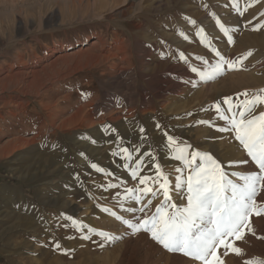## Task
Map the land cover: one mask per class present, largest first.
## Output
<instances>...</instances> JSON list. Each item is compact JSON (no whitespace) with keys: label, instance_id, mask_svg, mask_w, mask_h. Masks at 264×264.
Here are the masks:
<instances>
[{"label":"rangeland","instance_id":"obj_1","mask_svg":"<svg viewBox=\"0 0 264 264\" xmlns=\"http://www.w3.org/2000/svg\"><path fill=\"white\" fill-rule=\"evenodd\" d=\"M111 3L0 0V264H194L147 233L131 234L111 214L136 222L143 213L125 209L151 199L150 215L163 200L157 191L136 204L125 190L145 185L131 170L143 160L140 175L156 191L152 165L159 164L171 202L186 203V188H175L176 169L184 166L165 132L174 147L210 153L229 173L255 170L233 133L217 130L226 122L214 105L226 112L225 97L240 103L242 93L251 98L264 89V0H236L237 8L233 0ZM209 44L230 60L252 54L238 70L203 82L191 68L217 62ZM261 111L264 104L254 114ZM137 146L155 160L138 156ZM252 222L255 234L235 241L244 255L229 254L225 264L264 259V217Z\"/></svg>","mask_w":264,"mask_h":264},{"label":"snow or ice","instance_id":"obj_2","mask_svg":"<svg viewBox=\"0 0 264 264\" xmlns=\"http://www.w3.org/2000/svg\"><path fill=\"white\" fill-rule=\"evenodd\" d=\"M259 2V0H256ZM233 8H237L236 0H233ZM252 4L245 7V11ZM241 14H243L241 12ZM264 15V13H261ZM194 24V21H190ZM216 26L227 37L228 43H233L229 29L216 20ZM255 30V29H254ZM235 31V29H233ZM197 36L201 37L203 43V29L198 30ZM218 59L211 65L210 70L198 71L191 68V71L198 75L203 82L215 79L222 75L225 70H238L239 64L243 59L250 56L249 51L242 58L230 60L223 57L216 49L207 45ZM183 61L185 57L180 55ZM204 64L208 62L203 61ZM227 66V68H225ZM246 97L240 103H234L232 97H225L223 104L227 105V110L221 111L219 103L214 105L218 118L226 122V126L217 129L221 132H232L234 139L242 146L243 151L250 162L255 165V170L243 174L241 172L225 171L224 167L210 153L199 152L196 150L188 152L190 145L184 144L174 147L175 139L166 132L167 146L170 151L178 153L175 159L182 162L183 169L177 168L175 188L182 190L186 188V203L178 206L171 202L170 182L168 176L161 170L159 164H153L156 176L153 182L158 185L156 191L148 186L149 177L140 175V160L136 168L131 170L130 175L133 179L139 178V183L145 185L142 189L128 190L136 204H141L142 196H156L157 191L162 193L163 200L156 206L155 212L148 214L145 211L152 203L148 199L147 204L140 208H128L125 211L134 213L139 211L142 216L136 217V222L131 219H124L111 213L115 219L120 221L131 234L140 232L147 233L152 241L170 253H179L189 258L194 264H225L223 257L233 254L238 257L244 255L243 249L236 246L235 241H241L246 234H255L253 227V217H264V199H258L264 193V111L254 114L258 105L264 104V89L259 94L247 98V93H242ZM239 99V97H237ZM203 123V121H201ZM157 124L156 128L160 129ZM107 130V129H106ZM140 140L146 142L149 139L145 128H139ZM138 156H148L153 161L155 157L151 152H140V146L135 149ZM125 159H132L128 149H122ZM116 153L114 152L113 155ZM248 161H245L247 163ZM100 171L96 165H92ZM187 170L185 178L183 171ZM233 177V178H230ZM112 187V185H110ZM135 193H140L137 195ZM109 212L108 209H103ZM76 225L75 220L72 221ZM108 239L105 233H99ZM87 239V236L81 237ZM262 238V237H257ZM59 248V244L56 245ZM223 249L218 254L219 249ZM243 264H264V259L251 258L244 259Z\"/></svg>","mask_w":264,"mask_h":264},{"label":"bare ground","instance_id":"obj_3","mask_svg":"<svg viewBox=\"0 0 264 264\" xmlns=\"http://www.w3.org/2000/svg\"><path fill=\"white\" fill-rule=\"evenodd\" d=\"M110 2H112V3H113V2H114V0H113V1H111V0H110ZM116 2H118V1H116ZM101 3H102V2H101ZM112 3H111V4H112ZM120 3H121V2H120ZM104 4H105V3H104ZM101 5H102V4H101ZM114 5H116V3H115V4H113V6H114ZM103 6H104V5H103ZM101 7H102V6H101ZM108 7H109V4H108ZM97 40H98V39H97ZM98 43H99V42H98ZM92 49H93V48H92ZM122 50H123V49H122ZM118 51H119V50H118ZM118 51H117V52H118ZM96 53H97V52H96ZM112 55H113V54H112ZM102 57H103V56H102ZM122 57H123V56H122ZM122 59H123V58H122ZM90 60H91V59H90ZM105 61H106V60H105ZM96 62H97V61H96ZM123 62H124V61H123ZM64 73H65V72H64ZM30 86H31V85H30ZM39 86H40V85H39ZM4 88H5V86H4V85H3V86H1V89H4ZM11 88H12V87H11ZM34 88H35V87H34ZM16 90H17V89H16ZM18 90H19V89H18ZM74 116H75V115H74ZM76 116H77V114H76ZM63 123H64V122H63ZM61 124H62V123H61ZM65 124H66V123H65ZM62 125H63V124H62ZM62 125H60V126H61V127H63L64 125H63V126H62ZM66 128H67V127H66Z\"/></svg>","mask_w":264,"mask_h":264}]
</instances>
